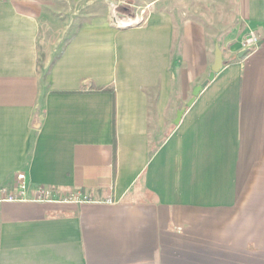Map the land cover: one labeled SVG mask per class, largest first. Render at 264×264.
I'll return each instance as SVG.
<instances>
[{"label": "crops", "instance_id": "obj_1", "mask_svg": "<svg viewBox=\"0 0 264 264\" xmlns=\"http://www.w3.org/2000/svg\"><path fill=\"white\" fill-rule=\"evenodd\" d=\"M198 1L0 0V264H264V0Z\"/></svg>", "mask_w": 264, "mask_h": 264}, {"label": "rangeland", "instance_id": "obj_2", "mask_svg": "<svg viewBox=\"0 0 264 264\" xmlns=\"http://www.w3.org/2000/svg\"><path fill=\"white\" fill-rule=\"evenodd\" d=\"M52 1L54 2V7L52 10V13L54 15H57V10H61L63 13H66V15L69 16L72 14V12L70 11H72V9H76V7L71 9V8L64 6V0H52ZM198 6L200 8V13H199L200 19H203L205 21L208 36L212 44L215 46L216 43L223 42L224 41L223 37L228 35L234 29V26L236 25V23L233 21L232 6L229 0H224V1L223 0H214V1L199 0ZM188 7H190V0H188L187 7H185V9H188ZM204 8H206L208 13L205 12L206 10ZM120 11H123V10L120 9ZM117 15L121 16L119 12L117 13ZM127 15L132 16L130 13H127ZM67 41H68V38L63 39L62 46Z\"/></svg>", "mask_w": 264, "mask_h": 264}, {"label": "built area", "instance_id": "obj_3", "mask_svg": "<svg viewBox=\"0 0 264 264\" xmlns=\"http://www.w3.org/2000/svg\"><path fill=\"white\" fill-rule=\"evenodd\" d=\"M124 25L138 24L139 21L135 20L133 22H123ZM260 38L255 32H249L242 41V47L246 53L253 52L260 45ZM25 174L17 175L16 191L11 190L8 187H3L0 190V202L2 201H13L19 198H25L27 195V185H26ZM34 197L38 201H52L53 191L46 187H38L34 192ZM70 200L74 202L89 201L90 198L87 195L76 193L70 196ZM109 202H112L110 199Z\"/></svg>", "mask_w": 264, "mask_h": 264}, {"label": "water", "instance_id": "obj_4", "mask_svg": "<svg viewBox=\"0 0 264 264\" xmlns=\"http://www.w3.org/2000/svg\"><path fill=\"white\" fill-rule=\"evenodd\" d=\"M223 62H222V51L220 50V48H217L216 50V58H215V62L214 65L212 67V70L210 72L209 78L200 86L196 87L194 89L193 92V97L189 102V106H191L193 104V102L195 101L196 97L201 93V91L209 84L210 81H212L215 78V75L220 71V69L222 68ZM183 113L180 112L178 119H177V123L180 121L181 117H182Z\"/></svg>", "mask_w": 264, "mask_h": 264}]
</instances>
